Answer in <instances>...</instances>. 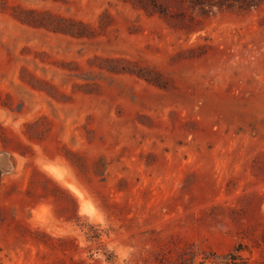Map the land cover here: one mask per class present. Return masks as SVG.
<instances>
[{"label": "rangeland", "instance_id": "1", "mask_svg": "<svg viewBox=\"0 0 264 264\" xmlns=\"http://www.w3.org/2000/svg\"><path fill=\"white\" fill-rule=\"evenodd\" d=\"M103 251L264 264V0H0V264Z\"/></svg>", "mask_w": 264, "mask_h": 264}, {"label": "trees", "instance_id": "2", "mask_svg": "<svg viewBox=\"0 0 264 264\" xmlns=\"http://www.w3.org/2000/svg\"><path fill=\"white\" fill-rule=\"evenodd\" d=\"M252 5V3H246V5ZM100 236L99 233L95 234V237L98 238ZM101 248L103 249L104 247L101 246ZM105 254V260L111 264H119L118 262L115 261L114 259V254L112 252H107V251H103ZM222 258H224V261L220 264H241V263H236L237 261H233L236 258H238V255L232 254V253H227L226 256H223ZM231 259V260H230ZM230 260V261H229ZM84 264V262L82 263Z\"/></svg>", "mask_w": 264, "mask_h": 264}, {"label": "bare ground", "instance_id": "3", "mask_svg": "<svg viewBox=\"0 0 264 264\" xmlns=\"http://www.w3.org/2000/svg\"><path fill=\"white\" fill-rule=\"evenodd\" d=\"M82 209L86 210L87 212L91 213L92 210L90 209V207L87 204H83L82 205Z\"/></svg>", "mask_w": 264, "mask_h": 264}]
</instances>
